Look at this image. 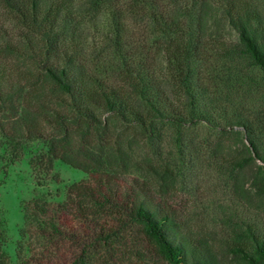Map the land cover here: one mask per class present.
I'll list each match as a JSON object with an SVG mask.
<instances>
[{
    "label": "trees",
    "instance_id": "1",
    "mask_svg": "<svg viewBox=\"0 0 264 264\" xmlns=\"http://www.w3.org/2000/svg\"><path fill=\"white\" fill-rule=\"evenodd\" d=\"M249 3L0 0L20 28L17 44L0 33V135L10 163L21 140L38 139L46 150L30 160L34 169L51 172L60 160L87 174L68 186L62 209L38 201L27 208L29 219L47 215L37 234L49 250L21 264H117L109 239L135 228L161 264H219L206 244L186 235L182 215L148 182L116 170L114 134L116 124L152 138L161 122L180 128L210 121L200 94L211 93L218 64L246 60L264 73V18ZM210 10L236 32L234 42L212 30ZM7 55L32 64L27 86L10 79ZM246 127L245 148L262 163L252 184L264 196V145ZM232 258L264 264V236L251 230Z\"/></svg>",
    "mask_w": 264,
    "mask_h": 264
},
{
    "label": "rangeland",
    "instance_id": "2",
    "mask_svg": "<svg viewBox=\"0 0 264 264\" xmlns=\"http://www.w3.org/2000/svg\"><path fill=\"white\" fill-rule=\"evenodd\" d=\"M247 1L264 18V0ZM209 14L212 30L234 42L236 32L224 22L217 23L219 11ZM0 28L3 40L17 44L19 25L3 10ZM6 63L10 79L27 86L24 83L34 74L32 64L16 55H7ZM210 75L211 93L200 94L201 106L213 115L210 121L180 128L161 122L152 138L116 124L113 162L124 179L148 182L160 199L171 203L186 223V235L206 244L219 264H237L232 258L235 244H244L251 230L264 236V196H258L252 184L262 163L245 148L249 145L246 135H250L246 126L264 145V73L243 60L218 64ZM45 150L41 140H21L17 157L10 163V146L0 135V228L4 235L0 258L5 264H21L32 254L47 253L49 248H44L37 234L47 215L29 219L27 208L38 201L61 204L62 209L68 186L87 178L85 172L60 160L51 172L37 171L30 160ZM109 249L117 264H161L136 228L126 238H110Z\"/></svg>",
    "mask_w": 264,
    "mask_h": 264
}]
</instances>
